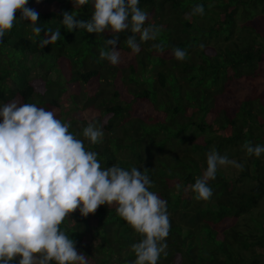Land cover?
Instances as JSON below:
<instances>
[{
	"label": "trees",
	"instance_id": "trees-1",
	"mask_svg": "<svg viewBox=\"0 0 264 264\" xmlns=\"http://www.w3.org/2000/svg\"><path fill=\"white\" fill-rule=\"evenodd\" d=\"M197 4L204 14L190 16ZM26 6L39 13L41 37L60 28L61 39L39 48L40 37L15 14L0 39V107L34 103L61 119L65 95L74 114L61 121L71 133L83 139L89 123L102 128L100 142L84 141L102 168L147 169L150 191L167 202L170 221L168 255L157 264H264V154L242 150L245 142L264 146V0H139L145 27L155 25L160 35L140 42L137 34L134 54L125 44L132 34H118L115 66L100 58L112 33L69 32L60 23L64 11L88 21L91 0L75 8L72 0ZM175 48L186 50L184 61L173 57ZM212 149L244 168L235 176L219 168L208 182L211 198L197 200L190 186ZM60 229L88 264H133L132 245L142 238L115 205L87 217L77 210Z\"/></svg>",
	"mask_w": 264,
	"mask_h": 264
},
{
	"label": "clouds",
	"instance_id": "clouds-1",
	"mask_svg": "<svg viewBox=\"0 0 264 264\" xmlns=\"http://www.w3.org/2000/svg\"><path fill=\"white\" fill-rule=\"evenodd\" d=\"M88 2L72 0L74 8ZM91 2L93 11L88 21L77 20L73 11H64L60 23L69 32L83 29L87 33H112L104 41L109 50H101L100 58L113 66L121 57L118 34H132L125 44L134 54L140 51L137 34L140 42L156 41L160 35L155 25L145 27L148 14L138 6L139 0ZM27 3L0 0V39L12 29L19 12L20 20L28 21L33 35L40 37L39 48L60 40V28H47L44 37L40 36L45 28L38 25L39 13ZM203 14L200 4L189 13ZM152 48L163 51L160 43H153ZM172 55L177 61L187 57L186 50L180 48L173 49ZM69 127L53 111L34 103L13 100L0 107V264H88V257L76 251L74 241L60 225L77 210L81 217H87L102 205H115L116 214L142 237L132 245L136 257L133 264H157L161 254L168 255L165 240L170 221L167 202L150 191L153 184L147 169L142 172L116 165L102 168L98 154L86 150L84 143L100 142L102 128L89 123L80 139ZM242 150L250 157L264 154V146L250 142H245ZM227 166L243 170L244 163L215 149L208 152L206 169L190 186L197 200L211 198L208 182L216 178L219 168Z\"/></svg>",
	"mask_w": 264,
	"mask_h": 264
},
{
	"label": "rangeland",
	"instance_id": "rangeland-1",
	"mask_svg": "<svg viewBox=\"0 0 264 264\" xmlns=\"http://www.w3.org/2000/svg\"><path fill=\"white\" fill-rule=\"evenodd\" d=\"M36 76H37L36 71L32 72V77H36ZM52 77L56 78L54 74L52 75ZM60 110L62 111L61 119H64L66 122H69L73 117L74 110L72 109V106L65 95L63 96V101L60 102ZM223 169L225 170V173L231 176H235L237 173L236 168H233L231 166L223 167Z\"/></svg>",
	"mask_w": 264,
	"mask_h": 264
}]
</instances>
